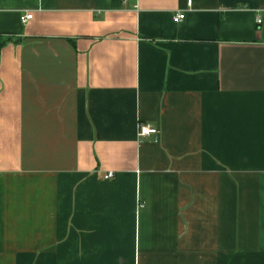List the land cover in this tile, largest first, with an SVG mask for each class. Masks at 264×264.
Returning <instances> with one entry per match:
<instances>
[{"label":"crops","instance_id":"1","mask_svg":"<svg viewBox=\"0 0 264 264\" xmlns=\"http://www.w3.org/2000/svg\"><path fill=\"white\" fill-rule=\"evenodd\" d=\"M189 1L0 0V264H264V0Z\"/></svg>","mask_w":264,"mask_h":264},{"label":"built area","instance_id":"2","mask_svg":"<svg viewBox=\"0 0 264 264\" xmlns=\"http://www.w3.org/2000/svg\"><path fill=\"white\" fill-rule=\"evenodd\" d=\"M188 5H192V0L188 2ZM33 14H26L25 16L22 17V23L24 25H27L32 19H33ZM186 18V14L184 12H179L175 14L174 16V22L175 23H180ZM258 24H261L262 21L260 19L257 20ZM161 134V131L158 128H155L153 126H150L148 124H140L139 130H138V138L140 141L144 142L152 137H155V140H158L159 135ZM114 178V173L110 172L105 176L106 180L113 179ZM143 207V205H142Z\"/></svg>","mask_w":264,"mask_h":264},{"label":"trees","instance_id":"3","mask_svg":"<svg viewBox=\"0 0 264 264\" xmlns=\"http://www.w3.org/2000/svg\"><path fill=\"white\" fill-rule=\"evenodd\" d=\"M11 41H12V39L10 38V39H8V40H6V41H4L3 43L0 44V53H1L2 49L4 48V46H5L8 42H11Z\"/></svg>","mask_w":264,"mask_h":264}]
</instances>
